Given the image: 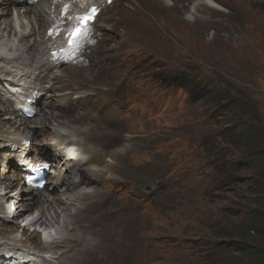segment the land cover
<instances>
[{
    "label": "bare ground",
    "instance_id": "1",
    "mask_svg": "<svg viewBox=\"0 0 264 264\" xmlns=\"http://www.w3.org/2000/svg\"><path fill=\"white\" fill-rule=\"evenodd\" d=\"M47 1L58 0H41L32 7L26 0H0V264L130 263L131 238H144L139 233L143 223L139 230L117 237L113 227L105 222V216L95 212L108 202L111 216L117 210L123 213L124 206L115 193L125 194V184L103 174L102 167L107 164L108 155L113 154L110 152L122 145V134L126 142L131 141L130 136L140 123L148 120L150 110L154 116L165 113L162 97L158 96L153 105L148 100L159 89L150 86L144 76L142 79L133 75L128 60L138 49L132 44L129 32L130 16L135 9L127 18L123 12L110 16L109 25L101 29L111 33L117 25H123L125 41L120 47L101 45L94 49L99 55L92 56L89 68L63 72L46 67V47L51 44L44 35L54 19H58L62 2L74 6L78 3L60 0L54 6ZM155 1L166 7L187 1L185 17L190 22L194 16H201L203 7L217 14L225 10L214 0ZM100 2L105 4L106 0ZM112 5H104V9ZM100 58L104 64L98 62ZM100 73H105L103 82L110 89L119 91L122 97L119 110L92 113L90 89ZM29 95L36 100L31 105L35 110L32 118L20 112ZM86 106L90 108L80 114ZM87 116L93 118V124H85ZM42 136L48 140L45 142ZM64 142L66 150L56 152ZM103 145L108 148H100ZM58 158L61 160L56 172H49L45 187L41 191L32 189L28 183L29 167L41 168L43 163L54 167ZM162 162L163 154L157 161L159 169ZM71 170L80 174V187L72 184ZM66 172L68 181L59 193ZM95 183L98 189L89 186ZM64 201L66 205L61 206ZM90 207L92 218H86L85 211ZM122 220L128 230V215L123 213ZM101 223L105 224L103 228L99 227ZM157 239L161 240L162 236Z\"/></svg>",
    "mask_w": 264,
    "mask_h": 264
},
{
    "label": "rangeland",
    "instance_id": "2",
    "mask_svg": "<svg viewBox=\"0 0 264 264\" xmlns=\"http://www.w3.org/2000/svg\"><path fill=\"white\" fill-rule=\"evenodd\" d=\"M214 1L225 12L217 14L203 7L201 16L191 20L192 24L181 11V7L187 8V1L177 4L174 12L155 0H119L102 14L97 24L107 25L108 17L119 7L125 9L117 14L123 12L126 18L135 9L129 27L131 42L138 48L128 58L132 73L137 78L144 76L150 86L159 89L150 95V105L160 96L165 106V113L156 116L150 110L148 120L129 134L131 141L126 142L122 134V145L110 152L113 154L108 155L101 170L128 186L122 198L123 213L128 215L130 227L125 229L121 211L117 210L115 216L109 214L108 202L96 208V215L105 216V222L113 227L117 237L144 225L139 230L144 238H131V262L125 264H208L204 254L214 239L210 231L212 216L221 223L220 232H229L232 224H236L237 230L242 229L239 219L231 220L228 216L243 206L247 184L242 182L251 173L238 166L230 168L240 155L227 152L231 149V139L224 138L231 126L227 120L228 105L213 90L214 86L223 90L230 85L240 87L247 96L264 105V0ZM108 38L113 47H120L125 41L117 30L108 34ZM187 70L194 73L182 75ZM114 97L119 110L122 100L119 91ZM80 114H85V110H80ZM204 141L210 142L211 159H222L226 169L223 172L237 183L230 181L222 190L202 198L195 191L208 185L206 178L210 174L206 154L200 148ZM221 152L225 155L221 156ZM162 154L159 169L157 161ZM218 175L225 177L223 173ZM89 186L97 188L98 184ZM63 203L61 206L66 205ZM91 209L85 211L86 218H92ZM104 225L101 223L99 227ZM159 236L161 240L157 239ZM168 252L179 254L180 259Z\"/></svg>",
    "mask_w": 264,
    "mask_h": 264
},
{
    "label": "trees",
    "instance_id": "3",
    "mask_svg": "<svg viewBox=\"0 0 264 264\" xmlns=\"http://www.w3.org/2000/svg\"><path fill=\"white\" fill-rule=\"evenodd\" d=\"M239 88L230 85L226 90L216 87L213 90L214 95L228 105L227 120L232 125L224 137L231 139V149L227 152L232 156L240 155L230 168L238 166L251 175L242 182L247 184L243 206L228 216L232 217L231 220L239 219L242 229L237 230L236 224H232L229 232H220L218 227L221 223L212 216L210 231L213 240H225L219 244L212 243V264H264V105L258 104ZM212 162L214 171L225 174L220 178L234 181L223 172L226 169L222 159L217 157Z\"/></svg>",
    "mask_w": 264,
    "mask_h": 264
},
{
    "label": "snow or ice",
    "instance_id": "4",
    "mask_svg": "<svg viewBox=\"0 0 264 264\" xmlns=\"http://www.w3.org/2000/svg\"><path fill=\"white\" fill-rule=\"evenodd\" d=\"M95 11H96V9L93 8V9H91L90 13H89L87 16H85V17H83V18H79V19H82L83 22H84L85 24H87V22L91 19L92 15L95 13ZM80 31H81L80 29H77V30H76L75 35H73L72 39H70V41H69L70 45L75 43V41H76V37L79 36Z\"/></svg>",
    "mask_w": 264,
    "mask_h": 264
}]
</instances>
